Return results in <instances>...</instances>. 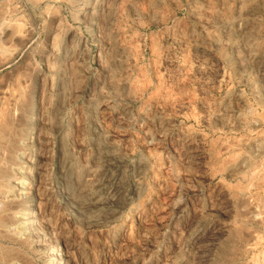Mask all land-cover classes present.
Wrapping results in <instances>:
<instances>
[{
    "label": "rangeland",
    "instance_id": "rangeland-1",
    "mask_svg": "<svg viewBox=\"0 0 264 264\" xmlns=\"http://www.w3.org/2000/svg\"><path fill=\"white\" fill-rule=\"evenodd\" d=\"M0 264H264V0H0Z\"/></svg>",
    "mask_w": 264,
    "mask_h": 264
},
{
    "label": "bare ground",
    "instance_id": "bare-ground-1",
    "mask_svg": "<svg viewBox=\"0 0 264 264\" xmlns=\"http://www.w3.org/2000/svg\"><path fill=\"white\" fill-rule=\"evenodd\" d=\"M33 217H34V213L32 212V214L29 216V220H31V219H33Z\"/></svg>",
    "mask_w": 264,
    "mask_h": 264
}]
</instances>
